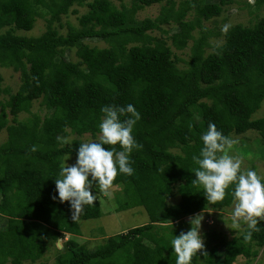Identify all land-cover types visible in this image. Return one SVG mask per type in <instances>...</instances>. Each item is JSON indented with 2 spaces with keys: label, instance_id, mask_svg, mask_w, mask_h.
Instances as JSON below:
<instances>
[{
  "label": "trees",
  "instance_id": "obj_1",
  "mask_svg": "<svg viewBox=\"0 0 264 264\" xmlns=\"http://www.w3.org/2000/svg\"><path fill=\"white\" fill-rule=\"evenodd\" d=\"M199 2L181 0L176 9L172 0H133L121 8L111 0H0V31L8 28L0 34V69L21 75L18 91L3 90L9 98L0 102V131L8 135L0 146V215L6 218L0 228V264L36 262L55 239L81 235L80 220L104 215L98 199L74 223L71 205L59 202L55 185L60 165L65 157L77 156L81 138H97L104 106L132 104L140 113L133 136L143 148L129 157L134 173L118 171L111 189L122 188L118 211L143 207L150 222L109 237L95 251L69 239L56 264H117L121 252L129 264H176L172 239L161 230L209 208L232 206L234 184L215 205L208 204L202 186L191 184L198 167L192 157L199 155L209 123L230 138L257 131L264 142V117H254L264 109V17L252 26L228 27L225 42L207 54L210 36L221 32H202L199 39L193 32L220 17L234 0ZM155 4H162L160 15L138 21V11ZM249 5L259 10L264 0ZM75 6L88 11L78 17V27L69 26L63 34L55 25ZM192 9L196 16L189 20ZM46 13L44 34H16L32 31ZM170 24L178 27L170 44L151 33ZM94 39L107 47L86 43ZM192 40L188 60L173 52L184 51ZM67 51H74L77 61L66 59ZM2 81L0 75V87ZM39 100L48 110L43 117L32 112ZM23 113L30 117L19 120ZM73 135L77 138L69 142ZM33 145L36 152L30 151ZM177 184L181 200L169 205ZM258 219L260 231L250 240L244 238L247 226L240 236L219 238L214 250L197 253L191 264H234L239 257L256 261L258 248L264 247V218Z\"/></svg>",
  "mask_w": 264,
  "mask_h": 264
},
{
  "label": "clouds",
  "instance_id": "obj_2",
  "mask_svg": "<svg viewBox=\"0 0 264 264\" xmlns=\"http://www.w3.org/2000/svg\"><path fill=\"white\" fill-rule=\"evenodd\" d=\"M227 29L225 25L222 31L226 32ZM101 112L103 116L97 139L80 143L76 163H62L59 178L55 179L59 202L70 203L74 223H78L86 206L93 205L101 194L104 197L111 195L109 190L118 171L120 174L133 175L130 154L134 149L143 148L133 136L134 127L141 117L132 104L104 106ZM189 127L192 125L189 124ZM201 140L203 147L199 155L192 157L198 167L192 170L196 178L191 184L202 186L203 195L212 205L223 201L226 189L234 184L231 192L234 204L232 221L234 225L241 220L247 223L249 231L244 238L250 240L253 232L260 231L257 227L260 223L258 218H264V178L251 169L242 171V159L229 154L236 141L225 136L214 123H209ZM63 142L67 143V140ZM116 145L120 146V150H117ZM37 150L36 145L30 149L32 152ZM93 187L98 188L99 193L93 195ZM52 199L55 201L57 196L53 195ZM188 220L191 229L171 240L176 264H191L193 256L204 249L201 235L203 215L196 214ZM61 242L62 239L52 241L55 246ZM204 254L207 255L206 252Z\"/></svg>",
  "mask_w": 264,
  "mask_h": 264
},
{
  "label": "rangeland",
  "instance_id": "obj_3",
  "mask_svg": "<svg viewBox=\"0 0 264 264\" xmlns=\"http://www.w3.org/2000/svg\"><path fill=\"white\" fill-rule=\"evenodd\" d=\"M49 3V0H46ZM94 0H87V2H93ZM114 5L121 8L122 5L131 6L133 0H111ZM176 3V9L179 8L181 0H172ZM194 2L195 0H188ZM220 0H200V4H210V3H219ZM256 0H234V3L226 6L224 12L218 18L211 19L209 21L203 22V28L198 29L193 32L195 39H199L202 36V32H212L216 31L221 32V36L217 37L216 35H211L208 43L209 47L207 48V54L212 53L216 50L217 47L221 46L225 42L224 33L222 31L223 26L227 25L228 27L234 26L237 24H242L246 26H252L257 22L259 18L264 17V5H262L259 10L256 6L249 5L253 4ZM162 4H155L150 7H145L142 10L138 11L137 19L138 21H144L146 19H155L161 13ZM40 9H43L42 7ZM74 9L79 11L78 15L74 14ZM88 11L87 6H75L70 9L68 15L64 16L61 23H56V28L60 30L61 33L67 34L69 26L78 27V17ZM40 16L36 23L35 27L30 32L25 31H15L16 34L25 36V37H39L44 34L47 30V19L50 18V14H43ZM196 16L194 9L190 10L187 19L193 20ZM8 28H4L0 31V34H3L7 31ZM178 31V27L174 24L163 26L161 31L151 32L154 36L159 38L168 39L169 44L171 43L170 37L172 34ZM92 47L104 48L107 47L106 43L99 40H87ZM194 41L189 42V46L184 50L173 49V52L176 53L184 60H188L191 54V48ZM173 47V46H172ZM74 51H67L65 53V58L69 60L77 61V58L74 56ZM182 68L186 67L184 63H181ZM0 75L2 77L1 83V92H0V102H4L9 98V94L3 92V90L9 89L10 93H15L18 91L21 84V75L18 72H15L11 68H2L0 69ZM41 101H35L33 104L32 112L34 114L39 113L40 115L45 116L48 113V110L44 107H41ZM1 111V107H0ZM51 112V111H50ZM30 117L29 114H21L19 120H26ZM255 118L264 117V109H261ZM7 130L3 129L0 131V146H2L7 141ZM77 138L73 135L69 139V142L72 139ZM97 138H93L91 135H85L81 138L83 142L95 141ZM232 139L236 141L233 145V148L229 151V154L232 156H238L242 159V171L248 169L254 170L257 174L264 178V142L261 140V136L257 131H248L244 135H232ZM174 152H179L178 149H175ZM77 156H67L64 158L63 163L68 165H73L76 163ZM264 182V180H262ZM180 184L175 185L174 193L167 200L169 205H174L180 202L181 195L179 193ZM122 188L113 187L110 189L111 195L104 197L102 194L99 196V202L103 209L104 215L98 219H89V220H80L79 225L82 234L79 236L76 235H67V237L62 240L59 246L50 245L43 257L38 259L36 262H25L24 264H56L57 256L59 250H62L65 242L69 239L76 241L80 245H86L87 248L91 251H95L98 247L105 244L106 240L109 237L116 236L121 233H126L129 230L146 225L150 222L148 213L143 207H136L132 209L118 211L119 204L117 201V195L121 196ZM93 191V195L96 194V191ZM99 193V191H97ZM234 209V204L228 208L215 210L209 208L199 214L203 215V220L201 224V235L204 240V249L201 251L202 254L207 252L209 249L214 250L213 246H216L218 241L224 236L227 238H233L235 236H240L245 229L247 228V223L241 220L237 225L233 224L232 221V212ZM192 217V216H191ZM189 217L185 218L182 222L171 224L168 226L167 230H161L165 234L166 239H173L174 236H179L181 232H187L191 229V224L188 220ZM6 224V218L0 215V228ZM162 227V226H161ZM163 228H165L163 226ZM220 238V239H219ZM146 243L152 245L150 242ZM208 243L210 244L208 247ZM260 251L259 257L254 262H248L243 257H239L237 262L234 264H264V247L258 248ZM214 252V251H213ZM222 252V251H220ZM117 264H129L128 256L121 252L117 255L116 259Z\"/></svg>",
  "mask_w": 264,
  "mask_h": 264
},
{
  "label": "water",
  "instance_id": "obj_4",
  "mask_svg": "<svg viewBox=\"0 0 264 264\" xmlns=\"http://www.w3.org/2000/svg\"><path fill=\"white\" fill-rule=\"evenodd\" d=\"M61 245H59V247H60Z\"/></svg>",
  "mask_w": 264,
  "mask_h": 264
}]
</instances>
